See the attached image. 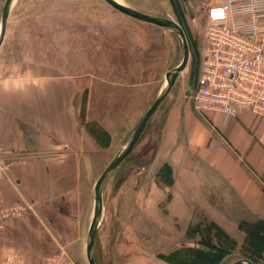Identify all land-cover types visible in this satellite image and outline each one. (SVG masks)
Segmentation results:
<instances>
[{
  "label": "rangeland",
  "instance_id": "rangeland-1",
  "mask_svg": "<svg viewBox=\"0 0 264 264\" xmlns=\"http://www.w3.org/2000/svg\"><path fill=\"white\" fill-rule=\"evenodd\" d=\"M5 1L0 0V25ZM194 5L192 13L181 0L150 6V14L170 17L183 28L190 60L148 130L104 189L96 264L250 260L240 250L244 238H233L237 247L227 255L226 238L207 219L194 227L181 225L176 207L180 202L170 195L173 173L167 161L185 152L189 159L180 130L186 109H193L204 54L208 5L205 0H194ZM181 59L182 45L175 34L127 18L103 0H16L0 47L2 64L43 62L65 76L80 78L90 107L86 129L95 142L108 144L98 154L101 164L95 182L143 120L166 84L167 72ZM82 264H88L86 257ZM254 264H264V252Z\"/></svg>",
  "mask_w": 264,
  "mask_h": 264
},
{
  "label": "crops",
  "instance_id": "crops-1",
  "mask_svg": "<svg viewBox=\"0 0 264 264\" xmlns=\"http://www.w3.org/2000/svg\"><path fill=\"white\" fill-rule=\"evenodd\" d=\"M119 1L149 13L164 0ZM80 83L43 62H0V209L31 206L0 225V264H47L62 249L73 264L86 257L98 154L108 144L86 129ZM194 111L180 130L189 159L167 161L178 221L189 228L207 219L245 240L241 222L264 223V117Z\"/></svg>",
  "mask_w": 264,
  "mask_h": 264
},
{
  "label": "built area",
  "instance_id": "built-area-1",
  "mask_svg": "<svg viewBox=\"0 0 264 264\" xmlns=\"http://www.w3.org/2000/svg\"><path fill=\"white\" fill-rule=\"evenodd\" d=\"M204 54L193 109L235 117L249 110L264 117V0L209 1ZM31 206L0 209V225L27 215ZM47 264H73L62 249Z\"/></svg>",
  "mask_w": 264,
  "mask_h": 264
},
{
  "label": "water",
  "instance_id": "water-1",
  "mask_svg": "<svg viewBox=\"0 0 264 264\" xmlns=\"http://www.w3.org/2000/svg\"><path fill=\"white\" fill-rule=\"evenodd\" d=\"M15 1L16 0H6L4 3L2 20L0 25V47L4 41L8 20L11 16ZM103 1L106 4H108L111 8H113L115 11L126 17H129L131 19H134L142 23L156 26L160 29L175 34L181 41L182 59L175 68L167 72L165 78L166 84L163 85L157 98L154 100V102L147 110L143 120L138 125V127L133 131V133L129 136L125 144L120 148V150L116 153V155L108 164V166L105 168V170L101 173L100 177L97 179L94 189L93 217L88 229L87 242H86V259L88 264H96L95 241H96L97 232L103 221L104 189L108 184V182L113 177L114 173L116 172L120 164L123 163L124 160L131 154V152L135 149L136 145L138 144L142 135L148 130L153 119L155 118V115L161 103L167 98L169 93L172 91L179 77L186 70L190 60V46L188 43L187 36L183 28L175 20H173L170 17H163V16L139 11L125 3H122L119 0H103ZM181 1L186 11L192 13L193 5L191 1L190 0H181ZM231 264H254V263L248 259H238L235 262H232Z\"/></svg>",
  "mask_w": 264,
  "mask_h": 264
},
{
  "label": "trees",
  "instance_id": "trees-1",
  "mask_svg": "<svg viewBox=\"0 0 264 264\" xmlns=\"http://www.w3.org/2000/svg\"><path fill=\"white\" fill-rule=\"evenodd\" d=\"M213 225L216 230H218V232L226 238L224 244L227 245L228 251L226 254L228 255L237 247V242H235V240L230 236H226L220 227L216 226L215 224ZM239 226L240 229L246 234V238L244 243L241 245L240 250L243 252L245 258H249L251 261H253V263H255L257 259L262 257L264 252V223L254 224L243 221Z\"/></svg>",
  "mask_w": 264,
  "mask_h": 264
},
{
  "label": "flooded vegetation",
  "instance_id": "flooded-vegetation-1",
  "mask_svg": "<svg viewBox=\"0 0 264 264\" xmlns=\"http://www.w3.org/2000/svg\"><path fill=\"white\" fill-rule=\"evenodd\" d=\"M192 1V4H193V10L195 9V5H194V0H191ZM207 9H208V7H207ZM207 12V11H206ZM159 110V109H158ZM157 113H158V111H157ZM157 113H156V115H157ZM156 115H155V117H156Z\"/></svg>",
  "mask_w": 264,
  "mask_h": 264
}]
</instances>
